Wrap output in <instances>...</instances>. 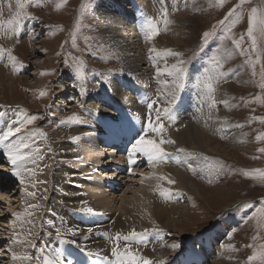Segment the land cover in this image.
Listing matches in <instances>:
<instances>
[{"label": "rangeland", "instance_id": "rangeland-1", "mask_svg": "<svg viewBox=\"0 0 264 264\" xmlns=\"http://www.w3.org/2000/svg\"><path fill=\"white\" fill-rule=\"evenodd\" d=\"M97 1L0 0V48L5 50L4 55H8V51H11L16 63L14 76L9 75L6 69L0 67L2 71V73L0 72V109L2 110L0 112L4 113L3 123L0 124V127L6 128L7 124L17 116L23 119L22 112L27 115H36L38 118L23 131L33 133L32 147L39 153L35 164L29 161L25 165L32 169L34 174L24 172L22 174L23 183H21L20 177L15 175L11 178L7 177L8 174L13 173V168L7 156H0V160H5L3 163L0 162V264H10L14 252L22 253L24 251L22 245L26 247L27 251L29 249V252L26 251L27 254H25L32 258L31 264H44L45 259H53L51 256H54L55 248L58 251L59 247L65 245L71 237H73L71 240L73 245L70 244L69 247L70 256L67 261L61 264H68L69 259L73 261V264H78L81 257L91 258L88 253L92 243L85 232L87 230H80L82 220L80 218L76 220L78 230L76 235H72L69 229L74 230V228L64 221L66 216L53 210L55 205L58 208H63V204L58 203L54 198L53 188L58 186L56 180L52 179V174H55L56 169L76 168L78 170V172L76 171L78 177L85 184L80 185L79 188L77 186V196L83 197V201L76 204L80 216L85 213L79 212V208L89 206L96 210V208L102 207L103 198L110 196L109 199L114 198V202L111 203L112 206L108 212H113L115 209L120 211L125 207L130 209L129 205H131L132 208H137V211L139 209L140 214L145 211L144 216L141 215L143 220L157 224L150 211L151 206L147 202L148 200L146 201V198L138 193L142 182H144V176L150 173L146 168L151 164L147 159L140 162L142 171L139 170V173H141L133 172L134 176H132L131 169L129 170L125 165L121 167L116 160L118 159L119 162V159L125 155L128 157L127 151L131 149L133 143H131L132 140L126 141L125 138L132 131V126L138 125L134 120L138 113L143 114L142 121H145L146 124L145 118L150 112L147 107L148 102H155L156 109L172 108V113L178 117L175 123L164 117L161 112L164 125L166 127L168 125V132L173 130L175 132L177 128L185 125L179 116L181 115L179 106L186 99L185 96L194 90L192 84L195 86V90L191 94L192 98L195 95L198 99V91L204 92V96L208 99L206 102L213 103L215 101L217 110H222L231 116L229 126L236 134L239 145L231 141L227 134L230 128L227 129L225 124L205 130L207 139L213 142L211 147L219 146L221 148L222 151L219 154L207 155L200 151L194 152L186 147L175 148L174 152L169 153L170 148L166 144V147L162 146L166 153L172 155L171 159L174 163L182 160L181 163L189 164L188 166L184 165L183 172L194 179V182L199 186L200 195L190 188H186L185 182H179L180 177L167 178V173L164 171L166 173L164 174L161 171L163 170L162 164H156L158 169L154 171L161 172V174L155 177L154 184L164 187L157 191L154 185L155 189L152 193L161 195L160 192L165 188L180 199V201L177 199L178 204L180 203L184 210L176 220L179 222V227L185 231V236L182 239L176 238L180 236L172 229L164 232L163 241L170 248L168 255L177 252L178 260L170 262L168 258L166 260L155 252L152 253L154 256L152 261L156 264H161V262L163 264H215V259L220 252L224 251V247L215 243L211 247V251H214L213 254L208 255L204 252L203 242L199 241L212 233L220 224L227 223L229 225L227 234L231 237L235 249L233 253L235 261L228 263L261 264L259 257L264 255V220L260 218L259 210L264 208V151H261L264 149V139L258 140L257 137L264 134V89L260 86L264 84V38L254 32L257 40L253 47L251 38L247 36V29L253 8L258 10L257 17L264 13V0H243V3L242 0H223V3H220V0H193L191 10L185 16L188 20L187 28L176 23L177 16L181 14L179 6L168 3V0H159L158 5H151L148 13L151 12L149 14H152V17L162 20L167 16L175 31L180 33L182 30L180 34L183 38L178 39L179 35H175L173 32L166 33L167 31L162 29L163 24L160 23L159 34L156 36L168 37L166 38L168 40H166V49H155V52H149V46L145 43L146 39L143 40V54L145 53L143 58L146 63L145 67L149 70L147 71L149 79L144 83V86L146 90L152 92L150 96H153L154 99L141 102L131 96L136 88L140 90L139 84L142 81L138 80L135 75L126 73L117 51L108 41V36L98 28L99 18L95 12ZM174 1L180 3L183 0ZM152 2V0H146L148 4H152ZM164 2L165 4L162 5L161 3ZM21 3L24 5L23 8L20 7ZM128 9L131 7L128 6ZM233 9H236L239 19L235 20V23L231 25V31L228 32L223 30V26L218 22L223 20ZM17 12L21 14L19 28L13 32L14 25L8 22L15 19ZM204 32L213 33L208 37L207 43L203 39ZM5 33H10L11 38ZM144 34L148 36L149 32ZM173 37H178V40ZM237 42L239 46H237ZM201 49L203 50L201 51ZM166 50L180 52L181 58L186 61V76L183 80V88L178 92L175 105H169L166 102V97L170 98V92L167 93V90L161 89V80L169 79L168 81L173 83L178 82L174 75L169 76L171 65L177 62V58L167 55ZM213 56L222 67L213 68L211 63ZM163 67L168 69L161 75L157 69ZM220 72L224 74L223 77L217 76L211 81L214 92L210 95L207 94V90L204 88L205 76ZM117 76L124 84V93H126L119 100L114 98L116 92L112 86L114 82L112 79ZM124 76L126 78H122ZM221 81L222 87H226L230 96V100H222V104L217 98ZM69 83L70 86H68ZM64 84L67 85V89L61 87ZM197 86L199 87L198 91ZM41 92L46 95L41 96ZM224 101L227 103L225 104ZM207 108L208 106L205 105L203 111H206ZM88 113L98 121V126L103 133L93 137L99 138L102 135L113 141L100 147L101 153H98L100 156L94 151H90L92 158L98 156V160H100V164L99 162L95 163V159L93 160L90 166L92 174L91 172L86 173L85 170L88 166L86 165L88 164L87 160L84 161L86 151L82 149L79 152L76 149L77 146L86 145L88 147L89 145L85 143L80 145L79 142H76V137H79L77 133H70L68 138L63 134L62 139L56 140L57 142L51 143L49 140V134L60 131L63 124L70 126L69 131L75 130L74 126L81 125L79 128H82V124L89 119ZM108 113L111 115L105 116ZM74 114L79 119L69 121V117ZM115 114L120 115L118 125L116 120L111 119L115 117ZM151 115L154 117L155 112L152 111ZM105 117L109 118L108 124L113 125L112 129L104 121ZM62 121L65 123H61ZM89 129L92 133L96 127L93 125ZM118 130L123 133L116 135ZM40 132L46 135L41 136ZM240 133L242 137H238ZM87 139V143L93 142L92 138ZM122 144L124 145L119 146ZM67 145L70 147L74 145V151L72 150L71 154L66 155L67 157L59 156L58 147H67ZM112 151L116 153L111 155ZM190 153L191 155H189ZM185 156L186 158H184ZM201 160L210 167V176L198 169ZM125 164H129L128 158ZM173 168L180 169L176 165ZM119 173L123 175L118 177ZM103 175L105 176L103 177ZM64 177L70 178L69 176ZM97 179H102L103 184H99ZM93 180L95 183L92 182ZM170 180L175 183H169ZM52 181H54V185L56 184L54 187H52ZM34 182L37 183L36 187H32ZM69 182V180L65 182L68 187ZM31 193H36L38 196L33 198ZM71 194L60 195L61 198L65 197V200L78 198ZM30 205L38 207L33 208ZM137 205L139 208L135 207ZM244 205H251V207H243ZM50 220L53 222L52 224L48 223ZM58 230L59 235L57 234ZM22 232H25L27 237L23 238L24 244L18 242ZM174 244L180 246L173 249L171 246ZM45 245L48 247L47 249ZM100 247L102 251H107V246ZM190 255L193 256L191 258L193 260H188ZM211 256L213 258L209 259L208 257ZM251 256L257 258L250 262L249 257ZM105 257L107 260L104 259ZM105 257H103V264H114L109 256ZM207 258L208 260H206ZM23 264L25 263L23 262Z\"/></svg>", "mask_w": 264, "mask_h": 264}, {"label": "bare ground", "instance_id": "bare-ground-1", "mask_svg": "<svg viewBox=\"0 0 264 264\" xmlns=\"http://www.w3.org/2000/svg\"><path fill=\"white\" fill-rule=\"evenodd\" d=\"M152 1H153L152 4H148V3H146V0H98L97 1L98 3L95 6V12L99 18V24H98L99 30L103 34L108 36V41H109L110 45L113 47V49H115L117 51V54L120 57V61L123 65L126 73L129 75L132 74V76L135 75L136 77H138V80L142 81V82L140 81L141 84H139L140 90H138L136 88V90L133 93L134 95L131 93L132 94L131 97L140 101V102L143 100H153L154 99L153 96H150L151 95L150 93H152V92L151 91L149 92L148 89L146 90V87L144 86V83H146V81L149 79V78H147V71H149V70L147 69V67H145L146 63H145L144 58H143L144 54H145V53L143 54V40L146 39L145 43L149 46V49L154 48V49H158V50H165L166 49V43L168 41L166 39L168 37L165 38V37H161V36H153L151 39H148V36L145 35L144 33L149 32V24L151 23V24L156 25L158 29L160 28L161 24H163L162 29L167 31L166 33L173 32L175 35H179V38L177 37L178 39L181 40V38H183L182 34H180L182 30L179 33L178 31H175L173 29V26L170 23L165 24V22H164L165 20L169 21V18L167 16L165 17V19L162 20L160 18L156 19V18L152 17L151 16L152 14H149L151 12L148 13V10L151 8L150 7L151 5H158L159 4V0H152ZM138 2H141V3H138ZM169 2H170V4L173 3L174 6L180 7L181 14L179 16H177V20H176L177 25H181V26L187 28L188 26H186V25L188 23V20H187V17L185 18V16L191 10L193 0H186V1L183 0L180 3H177L174 0H168V3ZM161 4L164 5L165 2L161 3ZM128 6H130L131 9H128ZM183 30H186V29H183ZM5 34L7 36H9L10 33H5ZM172 36H174V35H172ZM173 38H175V37H173ZM177 38H175V39H177ZM152 42H155L156 44H153ZM149 49H148V51H149ZM0 67L1 68L3 67L4 69H6L8 71L7 73L9 75L14 76V74L16 73V70H15L16 69V63L13 60H9L8 55H3L2 57H0ZM167 69H168L167 67H163V68L157 69V70L162 75L163 73L167 72ZM0 72L2 73L1 70H0ZM0 78H1V76H0ZM119 78L120 77L117 76L114 79H112V80H114L112 86H114L113 88H115L116 93L114 95V98L116 100H119L120 97H122V95L125 96V94H126V93H124V89H125L124 84L121 82V80ZM122 78H126V77L124 76ZM168 80L169 79L161 80V82H162L161 83L162 84L161 89H164L165 91L167 90V93L169 92V89L172 88L173 85L176 83V82L173 83V82L168 81ZM116 84H117V86H116ZM220 84H221V86L218 89L217 98L220 100V102L222 104V100H230V96L227 93L228 90L226 91V87H222V81L220 82ZM68 86H70V83L68 84ZM198 86H197V91L199 89ZM61 87L64 89L68 88L66 84H64ZM192 88L195 90V86L193 84H192ZM202 90H204V89L202 88ZM202 90H201V92H203ZM193 91H191L190 93H188L187 96H185V98L187 100L186 99L183 100L181 105L179 106V108L181 110V115H179V116L181 117L182 122H184L185 125L177 128L178 130L176 129L175 132H174V130L173 131L169 130L171 132H168V129H167L168 125H167V127L165 126V132H164V136L162 138L171 139V140L175 141V143H171V144L166 143V145L170 148L168 150L169 153L174 152L175 148L180 149V148L186 147V148L192 149L194 152L200 151V152H204L207 155L208 154L209 155L219 154L222 151L221 148L219 146H217L216 148L211 147V145H213V142L210 139H207L205 130L210 129L211 127L214 128V126L217 127L219 125H225V124H226L225 127L227 126V129H229L230 128L229 124L231 123V116L222 110H217L215 108V106H216L215 103L213 104V103L206 102L208 99L204 96V92L200 93V91H198V99L196 98L195 95H194V98H192L193 96L191 94H193ZM127 94H129V93H127ZM163 96H164V93H163ZM123 98H125V97H123ZM125 99H127V98H125ZM166 102H167V100H166ZM205 105H207L208 108L206 111L205 110L203 111V108ZM112 106H114V105H112ZM126 107H128V106H126ZM217 108H218V106H217ZM117 109L119 110V108H117ZM137 112H138V110H137ZM110 115L111 114L108 113L105 116H110ZM87 116L89 117V119L87 122L82 124L83 125L82 128H79L81 125L79 127L74 126L75 130L69 131L70 126L63 124L60 131H56V132L49 134V140L51 143H53L54 141L57 142L56 140H58V139H62L61 137L63 134H64L63 136L67 137L70 135V133H73V134L77 133V136L79 135V137H76V142H79L80 145H81V143H85V144L89 145L88 147H86V145H81L83 147L77 146V148H76V149H78L79 152L82 149H83V151H86V153H85L86 156L84 158V161L87 160L86 162H88V164H86V163L85 164L88 166L86 169L85 168L84 169L86 170V173H89V172H91L90 166L93 163V160L95 159L94 162L97 164L100 161V160H98L99 159L98 156L92 158L90 151H94L95 154H98V153L100 154L101 153L100 147H102L103 145L107 144V142H110L112 140H111V138L108 139L107 137H104L102 135H101L102 137L100 136L99 138L93 137V136H98V134H103L102 129L100 128V126H98V121L96 119L94 120V117L91 114L88 113ZM142 116H143V114L140 112V113H138L137 116L134 117V120H136L138 125H136L134 127L132 126V131L128 134L129 136H127L125 138L126 141L132 140L131 143H134L135 140L138 138V135L143 134L142 129L145 126V121H142ZM190 118H192V119H190ZM111 119L116 120V123L118 125L120 115L115 114V117H113ZM108 120H109L108 117L104 118V121L107 124H108ZM162 122L164 123L163 118H162ZM93 125H94V127H96V129H95V131H92V133H90L89 128L93 127ZM108 125L111 129L113 128L112 124H108ZM218 128H220V127H218ZM223 129H224V127H223ZM213 131H214V129H213ZM118 132L115 134L121 135L123 133L119 130H118ZM227 134L230 137L232 142H234L236 144L239 143V141L237 140L236 134L233 133L232 128L229 129ZM238 134H237V136H238ZM240 136H241V133L238 137H240ZM89 137L93 139L92 140L93 142L87 143L88 142L87 138H89ZM148 138L157 139V137L151 133L148 135ZM112 139L115 140L113 137H112ZM78 140H80V141H78ZM123 145L124 144L119 145V146H123ZM131 146H129V147H131ZM162 146H165V144ZM74 149H75L74 145H73V147L72 146L70 147L67 145V147H65V146L64 147L63 146L58 147L57 151H58L59 156L67 157L66 155L71 154L74 151ZM179 149H178V151H180ZM130 151H131V149L127 151L128 154L130 153ZM81 153H83V152H81ZM115 153H116L115 151H112L111 155H113ZM0 156H6L3 149H0ZM125 156L124 157L122 156V158L119 159L120 160L119 162L117 161L118 160L117 159L116 162L121 167H124V165H125L128 167L129 170L131 169L132 176H134V173L140 174L141 173V172L139 173V170L141 169L140 168V164H141L140 162L146 160V158L143 155L137 154L135 157V160H136V162L139 161V163H137V164L135 163L136 165L134 164L133 166L130 167L129 164L128 165L125 164V161H127V158H128ZM171 156L172 155H168L165 162L159 163V164H162L161 167L163 168V170H161V171H163V173H164V171L167 173V174L164 173L167 175L166 176L167 178L172 177V179H173L174 176L177 178L180 177L179 182H185L186 188H190L192 191H194L195 193H198L200 195L199 186H197V184L194 182V179L191 178L189 174H186L183 172V169L185 168V166H188L189 164L186 162L181 163L182 160H179L178 163H176V162L174 163L173 159H171ZM69 158H71V157H69ZM184 158H186V156ZM96 159H97V161H96ZM0 162L3 163V162H5V160L1 159ZM113 162L115 163V161H113ZM99 164H100V162H99ZM156 164H151L150 167L146 168L150 171V173H147V174L145 173L146 175L144 176V179H143L144 182H142L141 188L139 189L138 193L141 194L142 196H144L146 198V201L148 200L147 202H149V204L151 206L150 211L153 213V217L157 221V224L152 223V221L150 222L148 220H143L141 215L144 216L145 211L144 212L140 211L141 213H143V214H140L139 209L137 211L136 210L137 208L136 209L132 208L131 205H129L130 209L125 207V208L121 209L120 211L118 209L117 210L115 209V211H113V212H108V209L111 208V206H112L111 203L114 202V200H113L114 198L112 200H110L109 199L110 196L108 197L105 195H104L105 197L103 198L104 200L101 203L103 208L102 207L98 208V209L96 208V210H95L97 213H102V214L89 215V216L86 214L85 215L81 214L82 216H80L77 212L76 204H78L79 202H82L83 197L77 196L78 195L77 194V191H78L77 186L79 188L80 185H85V184H84L83 180L80 179V177H78V173H77L78 170L74 167H72V168H74L75 170L74 169H66L65 170L64 168H62L61 170H59V169L55 170V174L54 175L52 174V179L56 180L58 187L53 188L54 192H55L54 198L56 201H58V203L63 204V208H58V206L55 205L53 207L54 208L53 210H55L56 212H58L62 215H65L66 218L64 219V221L67 224L71 225L74 228V230H76V233L78 230L76 220L78 218H80L82 220V225L80 227V230H87L85 232L87 233L88 238H89L90 242L92 243L89 251L93 254L99 253V256H96V255L90 256L91 257L90 259H85V258H82L80 256L81 258H79L78 264H99V263L103 264V257H105V256H109L114 261V264H115L116 257H114L112 255V249L114 247L119 251V253L121 255H123L126 250H131L132 253L136 254L137 256H142V257H144L150 261L154 260V258H153L154 256L152 255V253H155V252H157L159 255H162L163 258H165L166 260L168 258V260H170V262L178 260V255L176 254L177 252L174 253L173 255H168L170 248H168L165 241H163L164 239L162 237L164 235V232H167L170 229L177 232V234L180 236V237L175 236L176 238L182 239V237L185 236V231L183 229H181V227H179L180 226L179 222L176 220L177 217L181 216V212L184 210V208H182V205H180V203L178 204V200L180 201V199L175 197L173 192H168L169 195H167V196H161L159 194H153L152 193V191L155 188L157 191H159L161 188L164 187L163 185H160V184L159 185L154 184L155 183L154 182L155 177L158 176L159 174H161V172L157 173V171H154L155 169H158V167H156ZM174 165L179 166L180 169L179 168L178 169L173 168ZM198 169H200L203 173H205L208 176H210V174H211V172H209L210 167L205 164V161L204 162L202 160L200 161V166L198 167ZM140 171H142V170H140ZM95 172H96V170H95ZM91 174H92V172H91ZM121 175H123V174L119 173L118 177H120ZM142 175H144L143 172H142ZM12 176H13V173L7 175V177H10V178ZM64 176H69L70 178L67 179ZM104 176L105 175H103V177ZM103 177H101V178H103ZM92 178H93V175H92ZM126 178H128V177H126ZM68 180L70 181L69 187L65 185V182ZM94 180L92 181L93 183H95ZM97 180H99V179H97ZM98 182L101 185L103 184L102 179H100ZM98 182H96V183H98ZM128 182H130V181H128ZM51 184H52V187H54L56 185V184L54 185V181H52ZM99 184H97V185H99ZM127 184H129V183H127ZM18 185H19V183H18ZM154 185L156 186L155 188H153ZM36 186H37V183L34 182V186H32V187H36ZM19 188H20V186H19ZM128 188H126V189H128ZM0 190H1V178H0ZM164 190H165V188H164ZM129 191H127V192H129ZM70 193L74 194L78 198L77 199H71L70 198L69 200H65L64 199L65 197L61 198L60 194H65V195L69 194L70 195ZM34 194H35V198H36L37 194L36 193H34ZM72 194H71V196H72ZM176 194H178V193H176ZM125 195H126V190H125ZM100 200L101 199H99V201ZM126 200H124V202H126ZM136 200H137V198H136ZM132 205H133V203H132ZM142 205H143V203H142ZM135 207H138V205ZM119 208H121V207H119ZM89 229H91V231H89ZM228 229H229V225L227 223L224 225L220 224L212 233H209L205 237L201 238L199 241V242H203V246L205 248L204 252H205V254H208V255L213 254L214 251H211V247H213V245H215V243H219V245H222L224 247V251L220 252L218 257L215 259V264H229V263H232L235 261L234 257H233V253H234L235 249L233 248V241L231 239H229V236L227 234ZM133 232H135L137 234H144V235L142 237H140L139 235L138 236H132L131 234ZM117 234H119L121 237L119 240L114 239L117 236ZM24 236H25V232H22L21 233V239L19 238L18 242L23 243L24 242V239H23ZM124 236H128L129 239L124 240L123 239ZM72 238L73 237H71L69 239V241L67 243H65V245H63V246L61 245L59 247L58 251H57V248H55V252H54L55 254H54V256H51L53 259L50 257L52 259V261L54 262V264L56 261H59V264L67 261V259L70 256V253H71L69 250V247H70ZM74 239H76V238H74ZM73 242H75V241H73ZM102 243H103V245H102ZM71 245H73V244H71ZM81 245H82V243H81ZM229 245H231V247H229ZM100 246H102V247L107 246V251L106 252L102 251ZM45 248L47 249L48 247H46V245H45ZM22 249L24 250V251L22 250L23 251L22 253H16V252H14V253L17 256L26 255L27 250H26V247L24 245H22ZM27 252H29V249ZM208 258L211 259L213 257L211 256ZM208 258L206 260H208ZM179 262H180V260H179ZM199 262H200V259L198 260V263ZM10 264H23V261L12 260V262Z\"/></svg>", "mask_w": 264, "mask_h": 264}, {"label": "snow or ice", "instance_id": "snow-or-ice-1", "mask_svg": "<svg viewBox=\"0 0 264 264\" xmlns=\"http://www.w3.org/2000/svg\"><path fill=\"white\" fill-rule=\"evenodd\" d=\"M220 3H223V0H220ZM243 3V0H242ZM20 7L23 8L24 5L21 3ZM239 7V6H238ZM257 9H252V15L249 17V27L247 29V36L251 38L253 47H255L257 36L254 35L255 33H258L261 38H264V13H261L259 17H257ZM20 12L16 13V17L14 20L9 21L8 23L13 24L12 31L15 32L19 28V19H20ZM166 15V10H165ZM239 19V14L237 13L236 9L231 10L223 20H220L218 23L219 25L223 26V30L230 32L231 31V25L235 23V20ZM165 24L170 23L169 21L165 20ZM215 29V26H213ZM158 28L154 24H149V34L148 39H151L153 36L158 35ZM213 33L210 32H204L203 33V39L204 42L207 43L208 37L212 35ZM241 40H243V37H241ZM237 46L238 42H237ZM203 49H201L202 51ZM4 49L0 48V57L4 55ZM149 52H155V49H149ZM166 54L169 56H173L177 58V62L173 65H171V71L169 72V75H174L175 80L178 81L173 85L172 88L169 89L170 92V98L166 97V100L169 105H175L176 101L178 99V92L183 88V80L186 76V69L185 64L186 61L181 58L180 52H173L171 50H166ZM8 58L9 60H15V57L12 56L11 51H8ZM152 58V57H150ZM211 63L213 65V68L222 67V65L219 64V61L216 59L215 56L211 58ZM223 73H216L215 75H206L205 76V83L204 88L207 90V94H211L214 92L212 80L216 79L217 76L223 77ZM262 89H264V84L260 85ZM41 96L46 95V93L41 92ZM215 101H213V104ZM226 104L227 102L224 101ZM148 109L150 110L149 114L146 116V124L144 128L142 129L143 134L138 135V138L135 140V142L132 144L131 151L128 155V163L129 165L135 164L136 160L135 157L137 154L143 155L147 161L150 164H156L165 162L166 158L168 157V153L165 152L162 145L166 143H175V141L171 139H165L162 138L164 136L165 132V125L162 122V116L161 112H163L164 117L172 121L173 123L176 122L178 117L172 113L171 107H165L163 109H156L155 108V102H148L147 104ZM155 112V116L153 117L151 115V112ZM23 116V119H21L20 116H17L15 119H13L11 122L7 124L6 128L0 127V149H3L7 159L10 163V165L13 168V175L20 177L21 183H23V177L22 173L26 172L29 174H34L32 169L27 168L25 165L30 161L32 163H36L37 159L39 158L38 151L34 150L32 147L33 144V133L31 131L25 132L24 129L27 128L28 125L32 124L38 117L36 115H27L25 113H21ZM4 113L0 112V124L3 123ZM79 117L77 115H73L69 117V121L77 120ZM65 123V122H61ZM154 134L157 139H150L148 138L149 134ZM39 135L44 136L46 135L43 132H40ZM257 139H264V134L261 136H258ZM27 149L28 151L25 152L24 150ZM261 151H264V149H261ZM191 155V153L189 154ZM169 183H175V181H169ZM161 196H167L169 195L167 190L160 192ZM30 195L35 198V194L31 193ZM30 207H38L37 205H30ZM243 207H251V205H244ZM79 212L88 214V215H99L102 213H97L92 207L84 206L80 209H78ZM259 215L262 220H264V208H261L259 210ZM49 224H52L53 222L50 220L48 221ZM72 235H76V230L69 229ZM91 231V229H89ZM59 235V230L57 232ZM132 236H140L142 237L144 234H137L133 232L131 234ZM121 237L119 234L114 238L115 240H119ZM124 240H128V236L123 237ZM231 239V237H229ZM17 242V241H14ZM179 244H174L171 247L173 249L178 248ZM231 247V245H229ZM84 250V249H82ZM89 256L96 255L99 256V253L93 254L91 252L88 253ZM112 255L116 257L115 264H156L154 261H150L142 256H137L136 254L132 253L131 250H126L123 255L119 253V251L114 247L112 249ZM13 260H20L25 262V264H31L32 258L27 255L17 256L15 253H13L12 256ZM256 256L249 257V261L255 260ZM107 260V257L104 258ZM261 264H264V255H261L259 257ZM44 264H54V262L50 259H45ZM55 264H59V261H56ZM68 264H73L72 260H68ZM163 264V262H161Z\"/></svg>", "mask_w": 264, "mask_h": 264}]
</instances>
